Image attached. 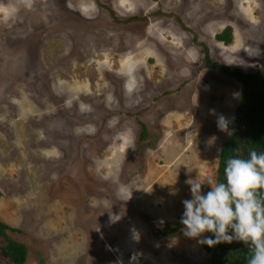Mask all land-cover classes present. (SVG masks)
<instances>
[{"label":"rangeland","instance_id":"rangeland-1","mask_svg":"<svg viewBox=\"0 0 264 264\" xmlns=\"http://www.w3.org/2000/svg\"><path fill=\"white\" fill-rule=\"evenodd\" d=\"M201 44L264 68L263 0H0V219L24 264H209L176 227L188 181L216 183L241 85Z\"/></svg>","mask_w":264,"mask_h":264},{"label":"clouds","instance_id":"clouds-1","mask_svg":"<svg viewBox=\"0 0 264 264\" xmlns=\"http://www.w3.org/2000/svg\"><path fill=\"white\" fill-rule=\"evenodd\" d=\"M23 3L30 8L33 0ZM217 124L221 131H228V120L223 115L218 116ZM129 148L135 149L132 142ZM224 171L226 182L213 186L209 180L211 191L207 194L201 192L203 183L188 181L191 199L183 201V235L197 239L206 232L212 233L214 239L197 240L209 247L234 240L243 242L249 249L247 264H264V152L250 150L249 158L230 157ZM120 192L125 201L132 198V189L122 188ZM115 217L114 222L120 218ZM132 232L138 242L140 234L135 229Z\"/></svg>","mask_w":264,"mask_h":264},{"label":"trees","instance_id":"trees-1","mask_svg":"<svg viewBox=\"0 0 264 264\" xmlns=\"http://www.w3.org/2000/svg\"><path fill=\"white\" fill-rule=\"evenodd\" d=\"M105 8L117 21L113 10ZM139 19V17H130L120 22L126 23ZM231 32L230 27H225L215 35V38L217 41L228 43L231 40ZM201 45L205 49L203 67L218 69L241 85L238 104L230 124L231 134L228 135L219 152L216 183H223L226 182L224 170L228 158H249L250 150H256L258 153L264 152V68L254 72L233 69L222 62L211 59L205 44ZM141 125V138L144 139L146 126L143 123ZM182 227L184 226L179 223L176 228L179 230ZM19 232V229L0 219V252L12 264H24L27 259V246L14 237V234ZM205 237L214 239L213 234L208 232L205 233ZM203 248L208 256L209 264H247L249 249L243 242L234 240L232 243L222 242L212 247L203 244Z\"/></svg>","mask_w":264,"mask_h":264}]
</instances>
